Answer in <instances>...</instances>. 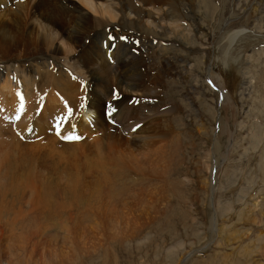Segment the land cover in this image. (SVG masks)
Instances as JSON below:
<instances>
[{
	"label": "bare ground",
	"instance_id": "1",
	"mask_svg": "<svg viewBox=\"0 0 264 264\" xmlns=\"http://www.w3.org/2000/svg\"><path fill=\"white\" fill-rule=\"evenodd\" d=\"M124 1L0 0V264H67L70 253L49 249L46 233L70 234L80 215L107 214L97 227L112 238L133 237L157 218L166 187L146 200L145 177L159 167L140 157L166 140L157 129L171 106L162 111L158 88L176 84L188 69L187 58L158 61V29L186 40L194 34L181 19L161 24L133 14L174 0ZM252 3L255 13L264 9V0ZM243 32L230 33L231 45ZM223 88L222 97L231 99ZM84 200L91 203L81 206ZM12 240L30 249L28 261L8 255ZM105 244L100 238L85 248L97 252Z\"/></svg>",
	"mask_w": 264,
	"mask_h": 264
},
{
	"label": "rangeland",
	"instance_id": "2",
	"mask_svg": "<svg viewBox=\"0 0 264 264\" xmlns=\"http://www.w3.org/2000/svg\"><path fill=\"white\" fill-rule=\"evenodd\" d=\"M253 1L174 0L163 10L133 13L161 24L181 19L194 34L186 40L165 27L158 29L164 41L155 44L158 61L159 56L175 62L183 57L189 63L187 71L182 69L185 77L158 88L165 93L162 111L171 106L157 129L167 142L139 156L159 167L158 175L153 169L145 177V184L153 186L146 185V200L163 186L167 190H161L155 221L133 237L107 236L106 229L97 227L108 220L107 214L74 218L70 234L65 228L47 232L49 249L70 253L67 264H264V9L255 13ZM235 30L245 32L231 45L229 35ZM221 86L231 99H220ZM90 203L84 200L81 206ZM154 203L141 207L150 209ZM90 232L97 237L90 239ZM100 238L106 239L105 246L86 250L85 244L92 246ZM59 241L61 247L55 244ZM6 252L14 261L30 256L25 243L13 240Z\"/></svg>",
	"mask_w": 264,
	"mask_h": 264
},
{
	"label": "snow or ice",
	"instance_id": "3",
	"mask_svg": "<svg viewBox=\"0 0 264 264\" xmlns=\"http://www.w3.org/2000/svg\"><path fill=\"white\" fill-rule=\"evenodd\" d=\"M137 127H139V125H137ZM133 131H135V129H133ZM74 139H78V137H73Z\"/></svg>",
	"mask_w": 264,
	"mask_h": 264
}]
</instances>
